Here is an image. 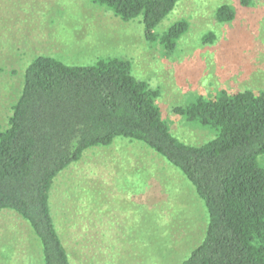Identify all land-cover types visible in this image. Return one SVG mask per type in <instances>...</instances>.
<instances>
[{"label": "rangeland", "instance_id": "rangeland-1", "mask_svg": "<svg viewBox=\"0 0 264 264\" xmlns=\"http://www.w3.org/2000/svg\"><path fill=\"white\" fill-rule=\"evenodd\" d=\"M236 18L220 24L221 6ZM137 19L124 22L92 0H0V125L20 89V74L37 55L69 65L114 57L159 89L172 133L202 145L214 134L183 121L174 108L196 95L264 91V0H179L162 35L186 20L173 53L146 39ZM214 33L212 42H205ZM16 72L15 74L13 72ZM264 167V156L259 159ZM55 227L72 264H181L204 235L202 201L183 173L144 144L117 138L93 147L55 179L50 195ZM0 212V264H44L40 241L17 213Z\"/></svg>", "mask_w": 264, "mask_h": 264}, {"label": "trees", "instance_id": "trees-1", "mask_svg": "<svg viewBox=\"0 0 264 264\" xmlns=\"http://www.w3.org/2000/svg\"><path fill=\"white\" fill-rule=\"evenodd\" d=\"M179 0H92L124 22L141 19L146 39L173 53L186 20L157 34ZM251 7L255 0H239ZM230 6L220 24L234 21ZM214 33L204 37L212 42ZM16 73L15 71L13 72ZM20 89L0 125V211L26 221L41 243L44 264H72L55 227L50 195L55 179L93 147L117 138L154 150L179 169L202 201L204 235L181 264H264V91L196 95L174 108L183 121L214 134L202 145L179 140L165 121L160 90L114 57L69 65L37 55L21 72ZM2 213V212H0Z\"/></svg>", "mask_w": 264, "mask_h": 264}]
</instances>
